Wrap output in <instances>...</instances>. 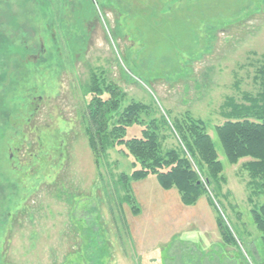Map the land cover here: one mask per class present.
<instances>
[{"label":"rangeland","instance_id":"1","mask_svg":"<svg viewBox=\"0 0 264 264\" xmlns=\"http://www.w3.org/2000/svg\"><path fill=\"white\" fill-rule=\"evenodd\" d=\"M1 15L4 44L28 53L0 67V185L13 186L0 194L11 216L0 222V264H237V253L264 264L251 219L264 195L248 186L249 159L229 165L215 133L227 101L260 92L264 0H0ZM92 78L118 92L119 112L145 105L143 123H203L225 180L214 202L236 248L222 243L205 196L185 207L154 176L131 184L132 213L118 184L132 159L116 147L96 165L87 144ZM162 135L163 149L176 145Z\"/></svg>","mask_w":264,"mask_h":264},{"label":"trees","instance_id":"2","mask_svg":"<svg viewBox=\"0 0 264 264\" xmlns=\"http://www.w3.org/2000/svg\"><path fill=\"white\" fill-rule=\"evenodd\" d=\"M5 44L0 36V60H3L0 67H8L10 65L8 59L14 62L15 57L17 58L15 66H19V58L24 62L23 58L28 49H18L15 55L11 52L14 49ZM5 60L7 64L4 65ZM257 73L260 92L254 97L243 95V104L227 101L225 108L227 112L223 113L227 121L216 127L215 133L229 165H236L241 159H249L242 165L249 176L248 186L256 193L264 195V68ZM1 80L3 77H0ZM82 92L86 98L90 97L86 101L85 135L95 164L100 165L104 153L116 147H122L125 151L124 156L132 159L131 173L129 175L123 173L118 180V184L126 193L124 201L132 213L136 215L139 209L131 193V184L154 176L163 191L176 190L180 203L185 207L194 206L205 196L208 206L215 214V226L222 243L236 248L235 238L214 202L218 203L217 195H220L225 180L222 177V165L217 158L215 146L206 134L203 123L189 116H185L182 121L175 120L172 129L161 117L160 120L154 119L143 123L139 117L146 111L145 105L133 103L119 112L118 92H115L112 86H107L103 91L100 83L93 78L92 85L84 87ZM105 94H108V98L102 100ZM27 110L25 118L31 122L34 108L29 105ZM134 125L143 127L140 137L125 139L127 129ZM164 130L176 141L174 147L163 149L162 143L167 138L166 135H162ZM47 138L44 136L43 139ZM20 140L17 144L21 143ZM15 148L13 150L19 149V145L15 144ZM210 192L212 196L209 195ZM251 219L264 244V203L252 209ZM89 243L91 241H88L87 245ZM103 243L94 239L91 245L94 250L95 248L100 250L99 245L103 247ZM235 261L237 264H247L242 253H237Z\"/></svg>","mask_w":264,"mask_h":264},{"label":"flooded vegetation","instance_id":"3","mask_svg":"<svg viewBox=\"0 0 264 264\" xmlns=\"http://www.w3.org/2000/svg\"><path fill=\"white\" fill-rule=\"evenodd\" d=\"M10 183H11L10 180L6 179L4 181V183L2 185H0V194L3 198L6 197V200L9 198L10 189H12V187H13L12 184H10ZM8 185H10V187ZM7 188L9 190V194H7V192L5 191ZM5 192H6V194H5ZM6 205L0 209V222H2V223L4 220H6V222H8V220L10 219L9 217H11L10 213H8V210H7L8 207H6Z\"/></svg>","mask_w":264,"mask_h":264}]
</instances>
